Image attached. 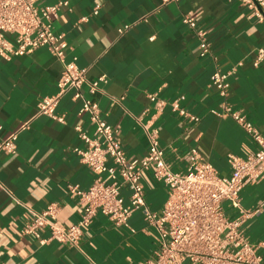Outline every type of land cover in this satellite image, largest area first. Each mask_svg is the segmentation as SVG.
Instances as JSON below:
<instances>
[{
	"label": "crops",
	"instance_id": "crops-1",
	"mask_svg": "<svg viewBox=\"0 0 264 264\" xmlns=\"http://www.w3.org/2000/svg\"><path fill=\"white\" fill-rule=\"evenodd\" d=\"M56 1L37 0V5ZM95 5L99 10L92 14ZM250 12L238 0H69L52 24L64 33L67 57H75L88 81L105 76L94 93L87 83L82 90L98 102L102 117L117 127L127 155H145L147 139L140 122L149 121L158 127L172 169H186L190 149L195 148L226 175L228 155L245 157L254 152L256 143L231 116L214 112L221 102L241 110L264 134V56L257 60L258 49L264 48V21ZM85 15L88 19L81 20ZM184 15L207 30L210 52L206 55L199 54L198 37L182 21ZM239 61L223 99L208 85L209 75L215 66L228 69ZM61 68L46 46L0 57V132L21 127L16 152L0 150V263L139 264L152 258L157 246L140 210L130 215L128 226H116L98 212L83 228L79 247L55 239L41 244L21 232L33 213L51 202L57 205L59 223L76 222L81 204L69 186L86 188L95 177L73 150L84 146L75 125L92 130L80 111L81 101L73 100L70 92L60 98L55 112L63 114V122L37 110L42 95L57 91ZM148 93L166 100L177 98L199 119L191 121L169 105L156 111ZM142 182L147 204L159 211L167 187L148 172ZM223 206L227 216L239 212L227 202ZM257 206L260 210L242 228L259 245L264 260V176L240 192L241 208ZM48 233L44 229L42 236Z\"/></svg>",
	"mask_w": 264,
	"mask_h": 264
},
{
	"label": "built area",
	"instance_id": "built-area-1",
	"mask_svg": "<svg viewBox=\"0 0 264 264\" xmlns=\"http://www.w3.org/2000/svg\"><path fill=\"white\" fill-rule=\"evenodd\" d=\"M238 1L249 8L257 20L264 21V0ZM68 3L69 0H58L39 6L37 0H0V57L10 58L46 46L61 63L57 91L40 97L38 112L63 122V114L56 113L55 107L60 98L70 92L73 100L81 101L80 111L92 123L90 133L75 125L84 146L73 147V150L95 174L86 188L69 186L81 204L79 218L68 225L59 223L55 219L57 205L51 202L44 209L35 211L31 219L24 223L21 232L33 235L41 244L55 239L79 247L83 228L98 212L116 226H128L130 215L140 210L147 225L153 229L157 246L154 256L141 260L139 264H264L259 245L252 242L242 228V223L257 213L260 207H240L242 188L264 176V134L241 110L232 108L223 100L214 112L231 116L256 143L254 152L245 157L228 155V174L219 173L209 161L198 155L195 148L190 149L192 158L186 169H172L166 160L165 147L159 142L158 127L149 121L140 122L147 139L145 155L142 158L127 155L117 135V127L102 117L98 102L82 90L83 84L87 83L88 91L94 93L105 76L88 81L84 69L76 64L75 57H67L69 43L64 33L53 29L52 19L61 6ZM98 10L99 5H95L92 14L98 13ZM87 19V15L81 17V20ZM182 21L198 37L199 54L209 53L207 30L198 26L190 16L184 15ZM122 29L119 28L120 31ZM263 56L264 48L260 47L257 60ZM238 64L240 61L228 69L215 66L209 75L208 85L214 87L223 99L228 93L229 76ZM147 96L154 101L156 111L169 105L191 121L199 119L177 98H157L155 93H148ZM20 129L0 132V150L16 152ZM146 172L168 189L167 198L159 211L151 209L146 202L142 182ZM224 202L237 207L239 212L235 216H227ZM44 229L49 231L45 237L42 236Z\"/></svg>",
	"mask_w": 264,
	"mask_h": 264
}]
</instances>
